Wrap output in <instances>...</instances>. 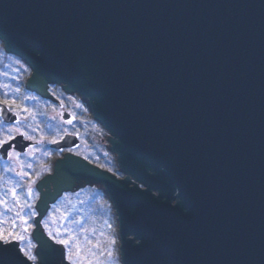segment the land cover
Masks as SVG:
<instances>
[{
    "label": "water",
    "instance_id": "95a60500",
    "mask_svg": "<svg viewBox=\"0 0 264 264\" xmlns=\"http://www.w3.org/2000/svg\"><path fill=\"white\" fill-rule=\"evenodd\" d=\"M0 39L32 67L28 89L47 81L86 100L136 182L67 153L39 180V216L91 167L107 178L126 264H264V0H0ZM61 137L49 147H78ZM18 257L13 245L5 264Z\"/></svg>",
    "mask_w": 264,
    "mask_h": 264
},
{
    "label": "rangeland",
    "instance_id": "374dc122",
    "mask_svg": "<svg viewBox=\"0 0 264 264\" xmlns=\"http://www.w3.org/2000/svg\"><path fill=\"white\" fill-rule=\"evenodd\" d=\"M0 50L4 52L0 55V63L4 66V69H1V71L4 72L5 78L9 76L15 81L18 79V75L21 76L22 74L25 77L24 82L22 83V87L27 88V86L29 85L28 82L33 72L32 67L21 57L19 60L22 65L20 64L21 67L18 66L16 63L17 58H14L10 54H8L7 51H5V47L1 42ZM4 54H6V59L3 58ZM40 85H44L42 91L30 90L27 88L30 92H32V94H28L27 96L36 97V99L34 100H29L30 105L34 108L35 113H45L49 118H51V120L55 124L54 127H56V129L59 126L64 125L63 131L65 133H78L79 139V145L77 148L72 149L71 151H69V148H66L63 151L54 155L50 169L46 174L41 177L40 180H42L43 178L53 175L55 173V167L58 165L59 161L65 157L67 153H70V155L74 157L70 160V162H76L78 164V162H80L79 160L81 159L87 161L77 152L81 146H83L85 151H91L94 154V152L100 148L99 144H107L109 140L106 136V132L102 134L100 132V129L94 125H91V127L87 128V135H85L84 137L85 140L82 139V127H80V124L75 125L74 123L78 118L82 121V123H85L86 120L83 119H86V117L89 118L90 115L86 113V115L83 116L81 113H78V109H82L83 106L78 103V100L81 96L77 92L65 91L62 86L57 85V87H59L65 94H67L66 96H64V99H59L58 97L54 96L51 91V86H56L55 83L43 81L41 82V84H39V86ZM19 89L21 91V88ZM13 93L15 94V91H13ZM77 105L80 106L78 107ZM65 114H68L73 117L71 118L73 124L66 123V121L69 119H62V116ZM25 124L28 125L26 119L24 125ZM20 126L24 127L22 122ZM68 126L69 128H71L70 131L66 128ZM47 134L43 136V140H41V136L39 137L38 135H35V139L33 140L36 141L35 145L46 143L50 144V141L56 140L52 138L50 139V137L48 138ZM92 137L96 138L95 140L99 141L100 143H95L93 147H88V145L86 146L84 142L86 141V139L89 141ZM35 145L31 146H34L35 148ZM27 151L28 149L25 152H21V154H24V156H20L18 159L8 158L5 164L6 169L11 168L13 169V171H17V173H19V168H21V166L26 163L24 157H26V159L28 158L31 160L35 159L34 152L31 156H29L26 154ZM0 161L3 162L4 160L0 158ZM87 162L89 163V161ZM27 163H29V160ZM90 164L93 165V163ZM97 166H99V168L101 167L100 165ZM100 169H102V167ZM117 169L118 171L120 170L119 167H117ZM92 170L93 169L91 167H85L82 169V171L74 173L75 175H71L67 179L66 186L64 189L60 190L57 193H53L51 194V197L44 199V201H48L49 199L50 201H52L56 197V199L53 201L54 203L51 202L46 206H42L41 211H44L49 205V209H47V212L43 217L42 221L43 227H45V224H47V228H45L46 230L42 229L39 221L40 219L37 216L36 222L33 224L31 223L32 227L27 233H24L26 237L24 241L25 246H27L28 244L35 245L34 251L41 252L44 254V256L50 255L51 257H57L59 260H63V250L61 246L55 244V242L46 233L51 231L53 235L57 236V238L63 239L65 236L64 239H67L68 235L65 234V229H68L69 233L73 234L76 237V239L73 241V250L75 251L76 244L80 245L81 250L80 255L77 257V264H90V262L91 264H94L95 260L100 256V252L107 247L109 237L115 236L117 240V246L119 247L121 245L123 239L120 237V232L122 231H120L119 228L120 222L117 219L116 210L115 208H105L103 203L105 202L104 198L102 197V195L99 194V190L96 188L98 185L101 187L105 185L102 183H106L107 178L105 179V182L102 178V183L100 184L97 180L101 179L99 178L100 176L97 172L94 173ZM102 170L106 171L104 169ZM127 177L130 180V185L136 183L130 175L122 173L120 177L116 176V178H121L122 180H126ZM2 183L4 182L0 181V187L4 189V192H7L6 185ZM38 183L39 181L35 183L34 191L35 199L39 201V198L41 199L42 197V193L41 190L38 188ZM141 186L142 188L146 189V186ZM109 189L111 191L110 187ZM153 193L156 195L159 194L160 196H163L165 195V189L158 188L156 190H153ZM23 194L24 192L19 193L18 195L21 196ZM26 201L29 204L32 202L31 199H26ZM56 209H59V211H56ZM0 212H3V216H0V221H3V224L0 226H2L6 231H11V221L13 219H10V215L3 210L2 206H0ZM109 225H111V227H109ZM102 233L103 235H101ZM33 237L35 238V240H33ZM126 239H128L127 241H130L131 235L128 234ZM123 242H125V239ZM97 244H99V247H96Z\"/></svg>",
    "mask_w": 264,
    "mask_h": 264
},
{
    "label": "snow or ice",
    "instance_id": "6c2138e0",
    "mask_svg": "<svg viewBox=\"0 0 264 264\" xmlns=\"http://www.w3.org/2000/svg\"><path fill=\"white\" fill-rule=\"evenodd\" d=\"M0 87L8 90L5 91L2 96H0V158L7 156L8 158L18 159L21 155L20 151H17L18 142L17 136L22 137L25 141H33L35 138L33 135L29 134L28 130L25 128L30 129L31 132H36L38 129L32 127L31 124L26 125L25 127H21L22 117L21 113H26L30 116L33 120H35V113L32 112L27 107L23 106L22 104H17L15 98H9V91L19 92L20 89L17 87L15 89H11L8 84H2ZM25 100H34L36 97L34 96H25ZM78 107L80 105H77ZM11 113L12 117H7L5 114ZM66 123L71 124L72 120L69 119ZM63 138V137H61ZM44 137L41 136V140ZM51 143H57L56 140L50 141ZM38 149L28 145L27 155L31 156L33 152L37 151ZM23 168V166H21ZM29 168L32 167L31 164L28 165ZM5 171H13L11 168L5 169ZM111 171V169H109ZM22 179L28 176L27 172L21 170L17 173ZM39 175V174H37ZM34 180H30L28 183V192L27 195L30 198L32 195V187L31 185L34 184ZM19 185H16L9 189L11 192L12 198L15 200V204L11 207L7 199H0V206L3 207L5 212L7 211H15V216L11 221V231H6L2 226H0V264H5V254L8 252V249L15 245L19 251V261L20 264H46V258L43 253L34 251L35 245L28 244L27 246L23 245L26 237L24 233H27L29 229L32 227L31 224L28 222V218L25 217L24 211L26 208L32 209L29 217H36L38 212L36 209L32 208V205L27 203V201H21V197L17 194L16 188ZM55 207V206H54ZM59 211V209H56ZM0 216H3V212H0ZM3 224V221H0V225ZM111 227V225H109ZM19 228L20 231H16ZM45 228H47V224H45ZM65 234L68 235L67 239H59L56 235H53L51 231L48 232L49 237L61 246L63 250L62 259L67 261L68 264H77V257L80 255V245H75V251L73 250V241L76 237L69 233L68 229H65ZM103 235V233L101 234ZM135 234L133 233V236ZM135 244H139L140 241L134 240ZM99 247V244L96 245ZM126 251L124 246L121 244L119 247L117 246V240L115 236H111L108 238L107 247L100 252V256L95 260L94 264H126ZM91 264V262H90Z\"/></svg>",
    "mask_w": 264,
    "mask_h": 264
},
{
    "label": "trees",
    "instance_id": "16d2710c",
    "mask_svg": "<svg viewBox=\"0 0 264 264\" xmlns=\"http://www.w3.org/2000/svg\"><path fill=\"white\" fill-rule=\"evenodd\" d=\"M1 53H4V52H2V50H0V55H1ZM3 58L6 59V54L3 55ZM16 63L18 66H20V64H21V62L17 61V60H16ZM1 69H4V66H3V64L0 63V85L8 84L11 89H15L17 87L21 88V91H19L18 93L15 92V94L13 93V91H9V98H15L17 101V104H22L23 106L27 107L28 109H30L32 112L35 113L34 108L30 105V101L24 99V97L27 96L28 94H32V92H30L26 88L22 87V83L24 82V79H25L24 75H22V74H21V76L18 75V79L14 81L9 76L5 78V76H4L5 74L3 71H1ZM5 91H8V90L0 87V96H2V94ZM51 91H52V94L54 96L58 97L59 99H64V96L67 95L59 87H57V85L56 86L52 85ZM78 103L80 105H82L80 100H78ZM78 113H81L83 116L86 115V113L82 112V109H78ZM21 117H22V123H23L24 127L26 126V124L24 125V122L26 119V122L28 123V125L31 124L32 126H35V128L38 129L36 132H31L30 129L25 128V130L29 131L30 135H33V136L38 135L40 137V136H45L48 132V134H47L48 138L50 137V139L51 138L57 139L64 133V131H63L64 125H62V126L57 125L59 127H57V129H56V127H54L55 124L53 123L51 118H49L45 113L44 114L39 113V112L35 113V117H36L35 120H33L30 116H28L26 113H23V112L21 113ZM83 120H86V122L82 123V121L79 120V118H78V119H76V121L74 123L75 125L80 124V127H82L81 137L83 140H85L84 137H85V135H87L86 134L87 128L91 127V125L98 127L100 129V132L102 134H104L105 130L101 126H99L96 122H94L90 117L89 118L86 117V119H83ZM66 128L69 131L71 129V128H69V126ZM95 139L96 138H93V137L89 141L86 139V141L84 143L86 146L88 145V147H93L95 143H97V144L100 143L99 141H97ZM99 146H100V148L98 150H96L94 152V154L91 151H85L83 146H81L77 152L82 157L100 165L102 168L107 169V170L111 169L110 172H113V173H116L117 175H119L120 172L118 171L117 166L114 163V156L109 152V150L107 148V144H101V145L99 144ZM35 148L38 149L37 151L34 152V158L35 159L31 160L28 158L26 159V157H24L25 158L24 160L26 161V163L23 164V168L21 167L18 170L19 172L21 170H23L24 172L28 173V176L24 177L23 179L20 176L16 175L17 171H13V172L12 171H5V169H6L5 164L6 163L4 161L3 162L0 161V181L4 182L2 184H5L6 188H7V192L6 191L4 192V189L0 187L1 188L0 189V199H7L10 207L13 204H15V200L14 199L12 200V195H11V192L9 191V189L16 186V185H19V187L16 188L17 194L24 192V194L20 196L22 199L21 201H23L24 199L25 200L31 199L32 202L30 204L32 205V208L36 209V199H35V191H34L35 183L44 174H46L48 172V170L50 169L51 163H52V159L54 158V155L57 154L58 152L56 150L48 148L47 143L35 145ZM20 156L22 157V156H24V154H21ZM28 160H29V163H27ZM29 164L32 165L31 168L28 167ZM37 174H39V175H37ZM30 180H34L35 183L31 185L32 195L29 198L27 195V192H28V183ZM105 201H106V196H105ZM103 203H105V202H103ZM31 210L32 209L26 208L24 211V215L26 218H28L29 224L35 223L36 218L38 216V218L40 219L39 221H40L42 229H45V227H43L42 221H43V217L45 216L47 210L44 213V215L39 216L40 213L36 209L38 212V215L36 217H29ZM6 213H8L10 215V217H11L10 219H13L15 216V211H7ZM18 230L20 231L19 228L16 229V231H18ZM46 234H48V232ZM64 238H65V236H64ZM23 245H24V242H23Z\"/></svg>",
    "mask_w": 264,
    "mask_h": 264
},
{
    "label": "bare ground",
    "instance_id": "6f19581e",
    "mask_svg": "<svg viewBox=\"0 0 264 264\" xmlns=\"http://www.w3.org/2000/svg\"><path fill=\"white\" fill-rule=\"evenodd\" d=\"M138 161H140V162H142V163H144L147 167H148V169H149V171L151 172V173H155V171H154V165L152 164V163H149L147 160H145L144 158H142V157H138V159H137ZM185 205V204H184ZM132 206H134V214L137 212V210H138V207H136L135 205H132ZM182 207H184V206H182ZM141 218L140 219H142L141 221H144L146 218H145V215L144 214H142V213H140V215H139ZM144 242H146V241H144Z\"/></svg>",
    "mask_w": 264,
    "mask_h": 264
}]
</instances>
